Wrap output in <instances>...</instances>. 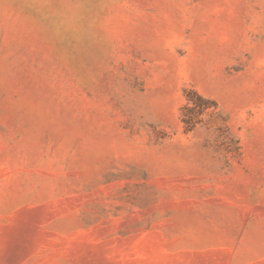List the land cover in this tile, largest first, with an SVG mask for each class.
Here are the masks:
<instances>
[{"label": "rangeland", "instance_id": "374dc122", "mask_svg": "<svg viewBox=\"0 0 264 264\" xmlns=\"http://www.w3.org/2000/svg\"><path fill=\"white\" fill-rule=\"evenodd\" d=\"M0 264H264V0H0Z\"/></svg>", "mask_w": 264, "mask_h": 264}]
</instances>
